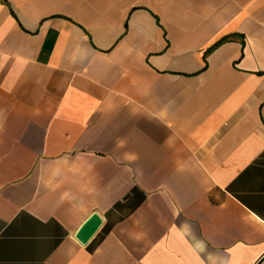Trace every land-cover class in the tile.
I'll list each match as a JSON object with an SVG mask.
<instances>
[{"label":"crops","instance_id":"crops-1","mask_svg":"<svg viewBox=\"0 0 264 264\" xmlns=\"http://www.w3.org/2000/svg\"><path fill=\"white\" fill-rule=\"evenodd\" d=\"M263 258L264 0H0V264Z\"/></svg>","mask_w":264,"mask_h":264},{"label":"water","instance_id":"water-1","mask_svg":"<svg viewBox=\"0 0 264 264\" xmlns=\"http://www.w3.org/2000/svg\"><path fill=\"white\" fill-rule=\"evenodd\" d=\"M102 224V218L98 213H94L79 229L76 237L83 243L86 244L98 231ZM258 264H264V258L259 261Z\"/></svg>","mask_w":264,"mask_h":264}]
</instances>
